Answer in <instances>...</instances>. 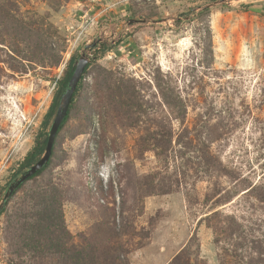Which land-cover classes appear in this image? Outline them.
<instances>
[{
  "label": "rangeland",
  "instance_id": "374dc122",
  "mask_svg": "<svg viewBox=\"0 0 264 264\" xmlns=\"http://www.w3.org/2000/svg\"><path fill=\"white\" fill-rule=\"evenodd\" d=\"M82 55L49 167L1 212L0 264H70L37 233L54 186L67 247L100 264H264V0H0V205Z\"/></svg>",
  "mask_w": 264,
  "mask_h": 264
},
{
  "label": "trees",
  "instance_id": "16d2710c",
  "mask_svg": "<svg viewBox=\"0 0 264 264\" xmlns=\"http://www.w3.org/2000/svg\"><path fill=\"white\" fill-rule=\"evenodd\" d=\"M101 47L104 48V50H107V48H105V45H102ZM76 63H77V58L72 57L69 61L68 68L65 71L63 79L58 82V89L53 97L50 108L44 117V120L41 125V132L36 138L35 146L33 147L32 151L29 152L25 157V160L22 163L21 168L23 169L28 168L29 166L33 165L38 158L42 157L48 142L47 130L50 128L53 118H55L60 103V99L65 91V88L67 87L69 81L72 78V75L76 68ZM89 67L90 65L86 67L83 77L78 85V88L74 93L69 112L59 128L57 137L59 136L60 132L63 130V128L65 127L66 123L69 120L71 111L76 102V97L80 93V90L83 89L84 87L83 81L85 79ZM54 150H55V145L53 148L51 159L53 157ZM51 159L41 171L33 175L28 181L42 175L45 172V170L49 167ZM23 185H21L18 188V190L21 189ZM58 189L59 188L57 186H54L44 192H40V194H38L39 198L38 199L36 198L37 202H39V200L41 201L46 216L45 219L46 225L44 227L41 226L43 227V229L37 231V233H39L40 235H42L43 232L47 233V236L43 238L46 245V246L42 245L44 246L43 250H48L62 255L66 261H70V264H100L101 263L100 257L96 255V252L98 251L96 250L89 251L86 250L85 248L69 249L67 247L68 232L67 229L65 228V223L62 215L61 201H63V198H60V195H62V193ZM16 192L13 194V196L16 194ZM1 215L2 213L0 214V216ZM114 261H115L114 264L116 263V261L118 262V264H128L126 258L122 259L120 257L119 258L117 257L114 259Z\"/></svg>",
  "mask_w": 264,
  "mask_h": 264
},
{
  "label": "water",
  "instance_id": "95a60500",
  "mask_svg": "<svg viewBox=\"0 0 264 264\" xmlns=\"http://www.w3.org/2000/svg\"><path fill=\"white\" fill-rule=\"evenodd\" d=\"M88 63L89 61L86 55H82L80 58H78L75 71L60 99L55 118L52 122L50 130L48 131V142L41 159L35 165L30 166L24 173L18 175L9 185V188L5 193L4 199L0 205V213L4 210L7 202L18 190V188L26 183L33 175L41 171L50 161L59 128L69 112L74 93L78 88L86 67L89 65Z\"/></svg>",
  "mask_w": 264,
  "mask_h": 264
},
{
  "label": "bare ground",
  "instance_id": "6f19581e",
  "mask_svg": "<svg viewBox=\"0 0 264 264\" xmlns=\"http://www.w3.org/2000/svg\"><path fill=\"white\" fill-rule=\"evenodd\" d=\"M183 44H184V43H183ZM188 45H189V44H188ZM184 46H186V45H184ZM184 46H183V47H184ZM180 47H181V46H180ZM187 48H188V47H187ZM184 50H185V49H184Z\"/></svg>",
  "mask_w": 264,
  "mask_h": 264
}]
</instances>
